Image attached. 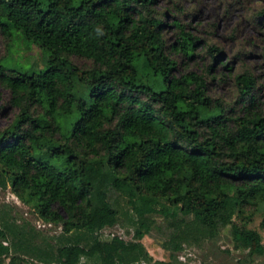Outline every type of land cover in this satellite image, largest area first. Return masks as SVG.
Masks as SVG:
<instances>
[{"label":"trees","instance_id":"trees-1","mask_svg":"<svg viewBox=\"0 0 264 264\" xmlns=\"http://www.w3.org/2000/svg\"><path fill=\"white\" fill-rule=\"evenodd\" d=\"M155 1L0 0L2 36L43 53L42 68L0 59V86L17 109L0 129V187L65 233L116 226V197L126 198L136 220L134 241L114 235L88 248L61 246L46 264H78L82 256L170 264L154 261L141 243L155 216L163 218L171 257L228 226L236 248L264 253L262 87L245 70L235 77L233 104L212 97L216 69L230 68L222 49L175 17L167 24ZM200 44L209 63L178 72L173 55L192 60ZM0 264H33L12 252L1 225Z\"/></svg>","mask_w":264,"mask_h":264},{"label":"rangeland","instance_id":"rangeland-1","mask_svg":"<svg viewBox=\"0 0 264 264\" xmlns=\"http://www.w3.org/2000/svg\"><path fill=\"white\" fill-rule=\"evenodd\" d=\"M155 6L167 15L166 23L175 17L186 31L200 37L202 43L214 44L222 49L221 59L229 64V70L218 67L209 81V94L229 104L238 96L236 75L250 71L261 89L258 92V106L264 109V0H156ZM177 29L171 25L165 31L169 43L174 42ZM205 44L197 48V57L192 60L173 55L179 62L178 72L202 71L209 59ZM7 66L20 64L36 65L42 68L43 53L35 46H29L20 38L8 42L0 33V59L7 58ZM81 67L91 62L73 58ZM10 91L0 86V129L7 127L17 109L9 103ZM114 207L118 211L116 226L105 228L95 234L82 231L65 233L61 227L45 223L32 208L24 205L12 192L10 186L0 187V225L6 230L12 252L21 253L30 263L46 264L50 254L58 247L77 244L90 247L94 238L110 241L114 235L126 242L135 240V215L124 197H116ZM60 213V208L54 206ZM156 226L141 243L154 261L170 264H264V253L250 255L246 249L235 247L230 226L223 229L214 239L185 243L176 257L163 247L168 239L163 218L155 216ZM258 217L251 224L259 229ZM52 264V263H50ZM78 264H99L96 258L82 256Z\"/></svg>","mask_w":264,"mask_h":264}]
</instances>
